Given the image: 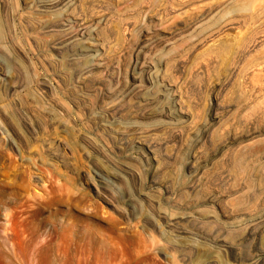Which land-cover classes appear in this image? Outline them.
<instances>
[{"label":"rangeland","instance_id":"obj_1","mask_svg":"<svg viewBox=\"0 0 264 264\" xmlns=\"http://www.w3.org/2000/svg\"><path fill=\"white\" fill-rule=\"evenodd\" d=\"M51 1L0 0V264H264V0Z\"/></svg>","mask_w":264,"mask_h":264},{"label":"bare ground","instance_id":"obj_2","mask_svg":"<svg viewBox=\"0 0 264 264\" xmlns=\"http://www.w3.org/2000/svg\"><path fill=\"white\" fill-rule=\"evenodd\" d=\"M55 1V0H54ZM53 1V2H54ZM65 1V0H64ZM80 1V0H79ZM110 1V0H109ZM3 2V1H2ZM42 2V1H41ZM40 2V3H41ZM48 2H49V0H48ZM52 2V1H51ZM52 2V3H53ZM56 2V1H55ZM54 2V3H55ZM44 3V2H43ZM47 3V2H46ZM50 3V2H49ZM12 5V4H11ZM53 5V4H52ZM59 4H56V6H58ZM94 5V4H93ZM180 5H181V3H180ZM54 6V5H53ZM3 7V6H2ZM45 7H46V5H45ZM62 7V6H61ZM68 7V6H67ZM76 7V6H75ZM81 7H83L82 5H81ZM246 7V5L245 4H240L239 6H238V8H240V9H243V8H245ZM71 8H73V7H71ZM94 8V7H93ZM134 8V7H133ZM3 9V8H2ZM41 9V8H40ZM89 9V8H88ZM101 9V8H100ZM69 11V10H68ZM70 13V12H69ZM78 13V12H77ZM95 15V14H94ZM6 16V15H5ZM74 16V15H73ZM90 16V15H89ZM98 16H100V15H98ZM98 16H97V18H98ZM106 18V17H105ZM89 19V18H88ZM93 19V18H92ZM91 19V20H92ZM114 19H117V18H114ZM67 20V19H66ZM139 20V19H138ZM65 21V20H64ZM63 21V22H64ZM90 21V20H89ZM54 22V21H53ZM62 22V23H63ZM68 22V21H67ZM59 23H61V22H59ZM61 23V24H62ZM65 23V22H64ZM50 24V23H49ZM58 23H56V25H57ZM68 24H70L69 22H68ZM82 24V23H81ZM80 24V25H81ZM59 25V24H58ZM57 25V26H58ZM52 26V25H51ZM47 27V26H46ZM50 27V26H49ZM59 27V26H58ZM65 27V26H64ZM79 27V26H78ZM86 27V26H85ZM49 29V28H48ZM68 29V28H67ZM66 29V30H67ZM84 29V28H83ZM58 30V29H57ZM60 31V30H59ZM78 31H80L81 32V30H78ZM53 32V31H52ZM70 32V31H69ZM119 32H121V31H119ZM68 33V32H67ZM74 34V33H73ZM72 34V35H73ZM66 35V34H65ZM78 35V34H77ZM79 35H81V34H79ZM84 35H85V33H84ZM118 35V34H117ZM62 36V35H61ZM74 36H76V35H74ZM122 36V35H121ZM66 37V36H65ZM78 37V36H77ZM64 38V37H63ZM69 38V37H68ZM70 39V38H69ZM212 40V39H211ZM213 42V41H212ZM74 44V43H73ZM67 45V44H66ZM211 46H212V48H218V52L221 54V55H227V53L230 51V46L229 45H225V44H223L222 42H221V40L220 39H218V40H216V41H214L212 44H211ZM75 47V46H74ZM94 47V46H93ZM243 47V46H242ZM148 54V53H147ZM97 67V66H96ZM206 211V210H205Z\"/></svg>","mask_w":264,"mask_h":264}]
</instances>
